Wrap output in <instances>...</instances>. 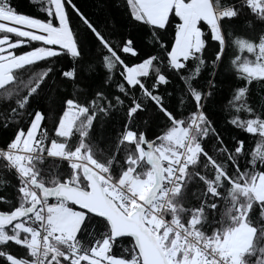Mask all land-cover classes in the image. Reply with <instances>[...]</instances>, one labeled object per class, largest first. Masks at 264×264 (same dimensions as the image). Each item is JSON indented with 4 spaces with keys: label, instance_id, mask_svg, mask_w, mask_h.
<instances>
[{
    "label": "snow or ice",
    "instance_id": "1",
    "mask_svg": "<svg viewBox=\"0 0 264 264\" xmlns=\"http://www.w3.org/2000/svg\"><path fill=\"white\" fill-rule=\"evenodd\" d=\"M29 3L0 0V264H264V0Z\"/></svg>",
    "mask_w": 264,
    "mask_h": 264
},
{
    "label": "trees",
    "instance_id": "2",
    "mask_svg": "<svg viewBox=\"0 0 264 264\" xmlns=\"http://www.w3.org/2000/svg\"><path fill=\"white\" fill-rule=\"evenodd\" d=\"M14 5L18 8L19 11L33 14L36 16H41L42 14L38 12L37 7L29 3V0H13ZM76 3L83 8L84 11L88 12L90 15L96 13L101 18L104 17V12L99 11L95 7V0H76ZM114 19L116 20L118 26H126L125 17L120 12L113 10Z\"/></svg>",
    "mask_w": 264,
    "mask_h": 264
}]
</instances>
